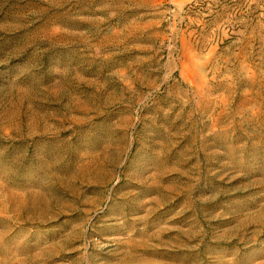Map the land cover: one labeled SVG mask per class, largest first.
I'll return each instance as SVG.
<instances>
[{
    "label": "rangeland",
    "instance_id": "374dc122",
    "mask_svg": "<svg viewBox=\"0 0 264 264\" xmlns=\"http://www.w3.org/2000/svg\"><path fill=\"white\" fill-rule=\"evenodd\" d=\"M0 264H264V0H0Z\"/></svg>",
    "mask_w": 264,
    "mask_h": 264
}]
</instances>
